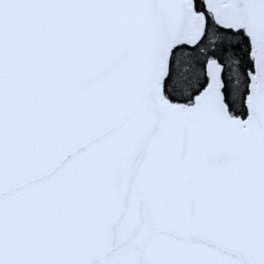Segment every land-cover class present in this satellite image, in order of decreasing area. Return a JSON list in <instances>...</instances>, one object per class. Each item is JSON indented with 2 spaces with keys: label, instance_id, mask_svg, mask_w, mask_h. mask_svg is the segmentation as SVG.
Wrapping results in <instances>:
<instances>
[{
  "label": "snow or ice",
  "instance_id": "snow-or-ice-1",
  "mask_svg": "<svg viewBox=\"0 0 264 264\" xmlns=\"http://www.w3.org/2000/svg\"><path fill=\"white\" fill-rule=\"evenodd\" d=\"M0 264H264V0H0Z\"/></svg>",
  "mask_w": 264,
  "mask_h": 264
}]
</instances>
